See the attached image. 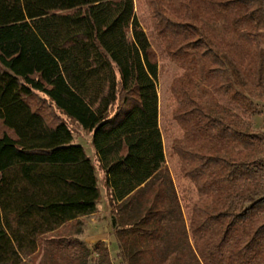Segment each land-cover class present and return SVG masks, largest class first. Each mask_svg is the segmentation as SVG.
I'll return each mask as SVG.
<instances>
[{"label": "trees", "instance_id": "trees-1", "mask_svg": "<svg viewBox=\"0 0 264 264\" xmlns=\"http://www.w3.org/2000/svg\"><path fill=\"white\" fill-rule=\"evenodd\" d=\"M160 1L150 0L149 4L156 7ZM197 1L180 0L170 18L156 12L173 32L177 26L196 21L217 47L225 49L226 44L217 40L219 35L205 29ZM260 1L204 0L203 4L216 15L248 10L246 14L255 17L262 34ZM242 22L240 17L234 20L235 24ZM244 59L239 56L236 60L239 67ZM257 61L263 85L264 56ZM209 62L211 67L205 70L209 84L220 90L224 67L216 57ZM157 69L134 0H0V264H20L44 235L96 210L99 190L94 166L83 148L72 143L65 121L48 119L44 110L51 113V107L93 131V147L109 174L106 183L113 189L111 199L120 201L114 210V235L127 263H182L180 252L164 254L157 246L168 213L164 179L158 175L164 157L157 128ZM36 93L45 97L46 106H33L30 99ZM234 98L238 113L231 119L236 128H223V119L195 121L194 114H202L195 107L182 113L186 117L193 114L187 140L180 141L178 150L180 158L191 165L184 174L195 181L199 194H211L217 200L224 197L228 202V211L216 216L196 204L191 230L196 253L206 263L219 251L214 234L217 218L231 215L233 221L220 239L223 250L226 248L229 258L247 255L254 264H264V196L237 215L230 212L263 184L261 173L253 165L218 156L229 151L228 143L238 146L236 160L247 153L251 156L256 148L238 129L250 107ZM115 101L118 109L111 114ZM258 221L261 223L254 227ZM246 226L251 232L245 231ZM230 229L233 234L229 237ZM69 235L43 241L50 248L65 243L71 248L72 261L84 264L89 248ZM232 246L237 252H232ZM93 252L98 264H112L103 241L93 244Z\"/></svg>", "mask_w": 264, "mask_h": 264}, {"label": "rangeland", "instance_id": "rangeland-1", "mask_svg": "<svg viewBox=\"0 0 264 264\" xmlns=\"http://www.w3.org/2000/svg\"><path fill=\"white\" fill-rule=\"evenodd\" d=\"M149 1L134 0V3L136 17L147 33L154 59L158 65L156 77L158 119L165 144V156L161 164L163 168L158 175H162L164 179L165 194L168 196V213L162 220L164 236L157 246L164 254L172 250L180 252L181 264H252L253 260L247 255L238 259L229 258L225 252L226 248L223 250L220 245L225 228L231 220L233 221L231 215L217 218L218 226L214 234L218 244L216 246L219 250L218 253L214 251L207 258L206 263H203L197 255L191 230L194 206L199 203L209 214L216 216L228 211V202L224 197L222 200H217L211 194L198 193L195 181L184 174L191 169L189 160H182L178 150L181 147L180 141L187 140V127L190 125V118L193 114L187 117L183 115L191 112L192 107L201 110L202 113L201 115L194 114L195 121L202 117L212 122L216 119H223V128L228 126L236 128L231 119L232 114L238 113L237 102L233 101V97L239 99L245 107H250V109L247 110V114L241 117L240 121L242 122L239 123L240 128L238 129L248 136V140L253 141L256 148L251 149L253 151L251 156L247 153L245 156L242 155L240 160H236L235 152L238 146L228 143L229 151L224 150L218 156H225L228 162L239 161L246 165H253L257 172L261 173L260 180L263 181V184L254 189L252 194L241 201L239 200V205L234 206L230 212L237 215L253 201L264 196V84L262 85L260 81L261 73H257V57L264 56V33H259V27L253 21L255 17L251 19L250 15L246 14L248 10L242 8L236 14L220 12L219 15H216L213 11L205 10L204 0H198L200 3L198 5L199 18L206 27L205 29L214 30L219 35L217 40H222L226 44L225 49L220 48L217 47L213 38L206 35L208 32L199 28V23L197 24L196 21L190 20V24L177 26L176 32H173L169 23L159 19L156 11L164 13L166 18H170L171 9H177L180 0H161L156 7L151 6ZM260 2L262 3L260 19L262 18L264 21V0ZM238 17L242 19V24L234 23ZM224 55L227 57L226 60ZM239 56L241 58L245 56L241 67L236 61ZM214 57L220 60L225 71V86L223 85L220 90L209 84L207 71H205L211 67L209 61L214 60ZM44 98L42 94L36 93L31 96L30 100L33 106L43 107L46 106L43 102ZM118 105L119 102L115 101L110 111L111 114L115 113ZM50 110H52L51 113L49 109H45L44 112L45 114L49 113L47 116L51 122L63 120L69 128H72L68 118L54 110L53 107ZM182 113L184 114L182 115ZM222 114L227 115V120L222 118ZM188 147L190 148L191 145ZM100 186L102 187L101 181ZM105 197L108 198L102 190L101 197L98 199L101 200L98 209L100 213L95 221H89V227L85 233L82 231L83 220L79 217L77 222L69 223L44 235L41 242L37 244V249L31 254L23 256L20 264H75L71 259V248H67L65 243L56 244L55 248H50V245L43 241L50 236H54V239L57 240V235H71L74 230L75 233L72 236L69 235V239L79 240L90 251L84 264H98L97 253L93 252V244L97 241L104 242L112 264H128L114 235L115 226H117L114 210L118 204L111 203V199L108 198L109 203H107L110 204L111 210L105 213ZM106 220H108L107 223ZM96 223L100 225V228L94 227ZM256 223L254 227L261 221ZM245 228H247L246 232H251L249 226ZM232 234L233 229H230L229 237ZM221 242L223 243V241ZM227 242L228 238L226 244ZM232 247V252H237V248ZM261 250L264 253V243H262Z\"/></svg>", "mask_w": 264, "mask_h": 264}, {"label": "crops", "instance_id": "crops-1", "mask_svg": "<svg viewBox=\"0 0 264 264\" xmlns=\"http://www.w3.org/2000/svg\"><path fill=\"white\" fill-rule=\"evenodd\" d=\"M157 111H158V103H157ZM67 118V117H66ZM69 119V118H68ZM70 120V130L72 133V143L80 145L83 150L85 151L86 155L89 157V159L91 160L93 166H94V173L96 176V180H97V186H98V190H99V199L101 197V192L102 190L104 191L105 195H107V197L109 199H111L112 196V187L109 186L106 183V179L107 177H109V174L106 172V169L103 168L102 166V161L99 158L98 152L94 149L93 144H92V137H93V131L87 130V129H83L79 124H77V122ZM157 128L159 130L160 133V139H161V143H162V152H163V157L165 156V144H164V139H163V134H162V130H161V126H160V120L157 118ZM163 168V166H160L161 170ZM100 181H101V185L100 186ZM143 184L141 186H139L138 188L142 187ZM105 197L104 203H105V210L104 212H108L109 210H111V208L109 207L110 204H108L109 202L107 201V199ZM111 203H116L119 204L120 201H113L111 199ZM101 202V200H98L97 204H96V210L95 212L88 214V215H84L81 216V220L82 221V231H84V233L87 231V228L89 227V221H95L96 217L99 215L100 211L99 209V203ZM108 202V203H107ZM107 204V206H106ZM90 216V217H89ZM89 217V218H87ZM108 222V220H106V223ZM108 225V224H107ZM100 225H98L97 223L94 225V227L96 228H100Z\"/></svg>", "mask_w": 264, "mask_h": 264}]
</instances>
